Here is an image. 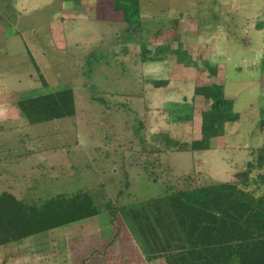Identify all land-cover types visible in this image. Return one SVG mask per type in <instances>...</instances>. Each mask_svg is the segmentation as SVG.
<instances>
[{
  "label": "rangeland",
  "instance_id": "rangeland-1",
  "mask_svg": "<svg viewBox=\"0 0 264 264\" xmlns=\"http://www.w3.org/2000/svg\"><path fill=\"white\" fill-rule=\"evenodd\" d=\"M137 2L140 24L131 27L112 1L0 0V101L11 93L17 107L69 87L75 103L72 117L19 128L27 153L12 191L29 203L87 191L98 204V216L43 237L47 256L82 235L78 264L89 255L95 264H221L231 244L193 254L202 215L171 193L191 170L202 185L227 181L251 148L264 147V0ZM153 44L170 49L162 61L141 58ZM211 82H223L239 120L207 150L167 147V138L200 137L208 105L193 90ZM188 112L192 120L171 121Z\"/></svg>",
  "mask_w": 264,
  "mask_h": 264
},
{
  "label": "trees",
  "instance_id": "trees-1",
  "mask_svg": "<svg viewBox=\"0 0 264 264\" xmlns=\"http://www.w3.org/2000/svg\"><path fill=\"white\" fill-rule=\"evenodd\" d=\"M103 1L117 3L123 13V21L131 27L140 24L138 0ZM173 26V31H177L175 24ZM143 49L141 58L144 60L148 57L152 61H162L164 57L161 53L169 48L153 44L145 45ZM178 49H171L172 54L180 63L191 65L193 59L190 54ZM211 71L213 76L216 75L217 67H212ZM167 83L165 79L153 82L158 87L166 86ZM193 94L202 96L208 105L201 113L200 137L189 143L167 138V147L207 150L213 138L223 135L226 123L239 120V114L234 111L233 99L225 96L223 83L211 82L195 86ZM16 105L29 124L72 117L75 114L73 90L69 87L19 98ZM192 117V112H188L172 117L171 121L184 122L192 120ZM258 124L264 127V108ZM249 155L227 181L202 185L195 181L200 173L194 176V170H191L183 176L186 186L171 193L177 201L202 215L193 254L201 247L231 244L229 252L222 248L221 264H264V147L251 148ZM6 189L0 192V245L93 218L101 213L93 196L87 191L71 195L60 193L29 203L18 198L14 191Z\"/></svg>",
  "mask_w": 264,
  "mask_h": 264
},
{
  "label": "crops",
  "instance_id": "crops-1",
  "mask_svg": "<svg viewBox=\"0 0 264 264\" xmlns=\"http://www.w3.org/2000/svg\"><path fill=\"white\" fill-rule=\"evenodd\" d=\"M2 29L5 30L4 28ZM2 36L4 37V35ZM10 94L11 93H7L5 97H1L2 100L0 101V188H8L12 190L13 183H15V180L18 178L14 175L15 173H21L23 171L22 169L24 158L26 157L27 153V150L25 149L23 134H20L18 130L19 128H23L24 125H29V123L12 102L13 100L11 99L12 96ZM14 129L18 134H12ZM10 144H13V146L15 147L10 148ZM12 160H15V164ZM12 165L15 166L12 167ZM91 219L92 218L85 220L89 221ZM83 221L84 220H81L79 222L71 223L60 228L35 234L21 239L17 242H10L4 245H0V264H61L63 263V261H67V264H78V259L80 256V254L78 255V253H81L82 250H84L82 244L85 241H83L82 235H80V237H77V239H70L68 243L69 245L67 244V248L65 249V251H61L60 249L52 252L50 256L46 255L47 250L43 237L51 233H61L62 231H64L62 230V228L68 227L70 225H75L73 227V229H75L76 225L83 223ZM86 222L87 221H85V223ZM90 233L89 235H86L87 238L90 237L92 239H95V234ZM61 234L64 233L62 232ZM56 257L57 263H55ZM91 257L92 256L89 255L85 263H80L95 264V262L93 261L94 258L92 259ZM103 257L105 256L103 255ZM154 258L158 259L157 257H155V254H153V259ZM137 260L141 263V259ZM160 262L161 264H163L162 261ZM234 264L239 263L235 262Z\"/></svg>",
  "mask_w": 264,
  "mask_h": 264
}]
</instances>
